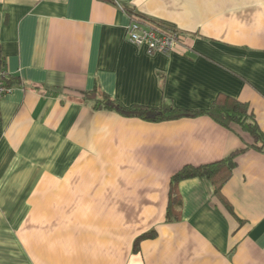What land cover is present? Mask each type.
Masks as SVG:
<instances>
[{
    "label": "crops",
    "instance_id": "1",
    "mask_svg": "<svg viewBox=\"0 0 264 264\" xmlns=\"http://www.w3.org/2000/svg\"><path fill=\"white\" fill-rule=\"evenodd\" d=\"M132 13L182 33L180 48L131 44ZM0 67L13 87L0 100V264H264L262 152L239 155L222 187L233 215L193 178L178 185L181 219L164 221L171 176L247 135L83 98L204 111L224 95L264 133V0H0Z\"/></svg>",
    "mask_w": 264,
    "mask_h": 264
},
{
    "label": "trees",
    "instance_id": "2",
    "mask_svg": "<svg viewBox=\"0 0 264 264\" xmlns=\"http://www.w3.org/2000/svg\"><path fill=\"white\" fill-rule=\"evenodd\" d=\"M131 18L145 20L167 32H179L171 27L156 24L138 13H132ZM179 34L181 36V42L183 43L184 35L180 32ZM5 81L8 85L11 84V81L9 82L8 80V76ZM83 98L91 101L95 108L113 110L122 116L138 118L149 122H163L182 117H193L205 114L214 122L229 130L235 131L238 135H247L250 139V143L245 142L243 148L229 153L221 160L200 166L185 165L171 176L164 221L170 224L178 222L181 219L182 202L178 185L184 180L193 178L207 180L212 186L213 199L222 204L230 214H234L232 207L222 195V187L230 178L236 167V159L239 155L248 150L264 153V133L259 129L254 114L246 103L224 95H219L208 109L204 111H189L174 106L170 101H164L156 108L145 106L123 107L118 101L112 99L98 89L83 93ZM154 234L155 231L150 230L138 236L133 243V251H137L139 243L143 239L152 237Z\"/></svg>",
    "mask_w": 264,
    "mask_h": 264
},
{
    "label": "built area",
    "instance_id": "3",
    "mask_svg": "<svg viewBox=\"0 0 264 264\" xmlns=\"http://www.w3.org/2000/svg\"><path fill=\"white\" fill-rule=\"evenodd\" d=\"M127 40L136 46H145L149 52L168 54L180 48L179 32H167L145 20L131 18L127 27ZM7 74L0 67V100L8 95L13 87L6 84Z\"/></svg>",
    "mask_w": 264,
    "mask_h": 264
}]
</instances>
